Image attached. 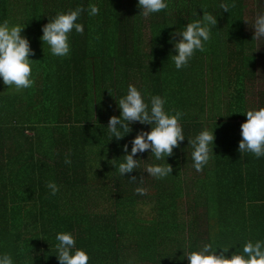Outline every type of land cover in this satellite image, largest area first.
I'll use <instances>...</instances> for the list:
<instances>
[{"label": "trees", "instance_id": "16d2710c", "mask_svg": "<svg viewBox=\"0 0 264 264\" xmlns=\"http://www.w3.org/2000/svg\"><path fill=\"white\" fill-rule=\"evenodd\" d=\"M166 2L144 17L138 0H0V24L25 26L35 60L34 85L0 97V255L14 264H59L60 232L74 235L89 264H189L185 256L205 244L230 247V258L249 240L264 241V157L238 150L245 113L264 107L256 88L264 40H253L251 27L257 0ZM221 3L235 7L223 11ZM80 6L83 34L72 31L68 56L52 55L43 26ZM204 9L218 18L211 40L177 69L172 35ZM130 84L146 103L159 95L170 115L182 112L185 139L161 160L137 153L140 169L121 176L123 146L130 153L135 136L152 127L135 122L110 141L106 126ZM205 129L215 131V153L197 171L189 139ZM167 163L173 172L163 179L144 170Z\"/></svg>", "mask_w": 264, "mask_h": 264}, {"label": "clouds", "instance_id": "9594fccd", "mask_svg": "<svg viewBox=\"0 0 264 264\" xmlns=\"http://www.w3.org/2000/svg\"><path fill=\"white\" fill-rule=\"evenodd\" d=\"M138 7L142 9L144 17L158 13L168 8L166 0H138ZM228 5L221 3L219 8L223 11H230ZM85 11L83 6L77 7L68 12H61L50 18V21L43 26L41 40L43 44L50 47L51 53L57 57H66L71 52L70 34L73 30L83 34L84 25L77 22L81 14ZM89 15L95 16L99 13V8L95 4L89 5ZM249 24L247 20H244ZM218 24L217 16L204 9L201 19L189 22L182 31L177 30L172 35L175 53L171 59L177 69L187 67L190 60L197 51H205L206 42L211 40V32ZM25 26L10 25L7 20L0 24V78L8 88L14 87L16 91L31 88L35 80L32 78L31 55L34 50L31 48L30 41L21 33ZM251 27L255 34L253 40L264 38V14H257L252 21ZM179 36L180 39H176ZM121 114L111 116L108 125L110 141L122 139L125 135L132 132V124H150L151 131L141 130L133 139L131 152H128V145L123 146L125 155L123 162L118 165V172L121 176L140 169V159H136L137 153L150 150L156 160L173 155L174 148L180 146V142L185 139L180 119L184 115L180 111L169 114L165 110L166 100L159 95L151 96L150 103H146L142 93L135 85L130 84L127 94L117 100ZM247 120L241 125L242 140L239 143V152L253 154L256 158L264 157V107L258 110H248ZM216 135L215 131L207 129L201 131L194 139H189L192 146L191 153L193 166L197 171H202L208 164L214 152ZM66 164H71V159L66 156ZM115 166V165H114ZM144 170L157 179L166 178L172 174V165L149 164ZM131 182L143 185L141 178L137 181L136 176H132ZM47 187L51 195H56L59 186L54 182H49ZM139 195H146L147 189L139 186L135 189ZM56 255L59 264H89V255L83 249L76 248V240L71 232H60L56 235ZM223 251L217 253V249ZM230 247H217L213 249L212 244H205L200 251H192L185 257L189 264H264V241L253 242L249 240L243 245L242 254L233 253L229 258L226 253ZM0 264H14L13 257L5 253L0 255Z\"/></svg>", "mask_w": 264, "mask_h": 264}, {"label": "rangeland", "instance_id": "374dc122", "mask_svg": "<svg viewBox=\"0 0 264 264\" xmlns=\"http://www.w3.org/2000/svg\"><path fill=\"white\" fill-rule=\"evenodd\" d=\"M256 5H257L256 6V10H257L256 15L257 14H264V13H262V8H261V7H264V4H262L261 1L257 0ZM21 35L25 36V32L22 31ZM263 50H264V45L261 46V54H260V58L258 60V70H257L258 76L256 79V88H257V90H261V91L264 90V55L262 52ZM261 60H263V61H261ZM2 81H3V79L0 78V82H2Z\"/></svg>", "mask_w": 264, "mask_h": 264}, {"label": "crops", "instance_id": "0c3cea01", "mask_svg": "<svg viewBox=\"0 0 264 264\" xmlns=\"http://www.w3.org/2000/svg\"><path fill=\"white\" fill-rule=\"evenodd\" d=\"M264 40V38H262ZM8 89L11 91L12 89L11 88H7V86L2 82H0V97L3 95V94H6V91H8ZM1 105V103H0ZM0 152H1V147H0Z\"/></svg>", "mask_w": 264, "mask_h": 264}]
</instances>
